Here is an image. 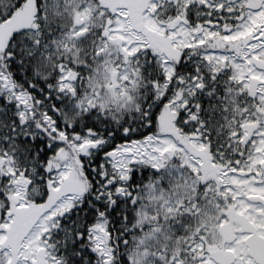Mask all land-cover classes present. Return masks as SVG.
<instances>
[{"label": "snow or ice", "instance_id": "snow-or-ice-1", "mask_svg": "<svg viewBox=\"0 0 264 264\" xmlns=\"http://www.w3.org/2000/svg\"><path fill=\"white\" fill-rule=\"evenodd\" d=\"M0 264H264V0H0Z\"/></svg>", "mask_w": 264, "mask_h": 264}]
</instances>
